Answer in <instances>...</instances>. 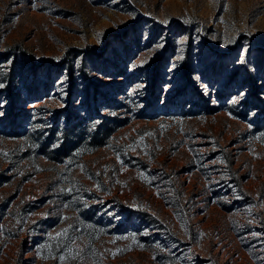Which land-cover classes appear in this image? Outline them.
Listing matches in <instances>:
<instances>
[{"label": "rangeland", "instance_id": "374dc122", "mask_svg": "<svg viewBox=\"0 0 264 264\" xmlns=\"http://www.w3.org/2000/svg\"><path fill=\"white\" fill-rule=\"evenodd\" d=\"M0 83V264H264V0H0Z\"/></svg>", "mask_w": 264, "mask_h": 264}, {"label": "snow or ice", "instance_id": "6c2138e0", "mask_svg": "<svg viewBox=\"0 0 264 264\" xmlns=\"http://www.w3.org/2000/svg\"><path fill=\"white\" fill-rule=\"evenodd\" d=\"M33 7H35V5H33ZM241 63H243V60H241L240 61ZM4 87V85L2 84V83H0V88H3ZM241 95H243V93H241ZM236 101L235 100H233V103H235ZM0 114H2V113H0ZM63 233H61V234H58V235H62ZM117 239H127L126 237H117ZM134 239V238H133ZM64 259V257H61V260H63Z\"/></svg>", "mask_w": 264, "mask_h": 264}]
</instances>
